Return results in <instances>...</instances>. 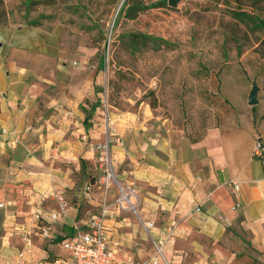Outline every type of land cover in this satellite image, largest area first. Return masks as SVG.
I'll return each mask as SVG.
<instances>
[{"label":"crops","instance_id":"1","mask_svg":"<svg viewBox=\"0 0 264 264\" xmlns=\"http://www.w3.org/2000/svg\"><path fill=\"white\" fill-rule=\"evenodd\" d=\"M63 59L59 51L32 39L28 29L0 26V264L15 260L23 246V229L32 234L25 264H36L31 261L33 248L37 238L45 240L42 229H48L46 239L56 243L58 236L72 235L90 218L79 216L85 201L97 207V216L103 202L111 204L117 195L116 185L104 191L91 182L88 197L83 187L74 189L73 171L100 177L98 156L85 140L89 135L104 141L105 128L96 111L92 127L83 128L78 103L85 105L86 79L82 69ZM256 108L246 102L238 110L221 109L195 137L166 127L146 108L112 114L120 140L111 141L110 154L117 183L133 190L134 213H112L105 224L109 241L123 245L124 256L135 264L150 257L158 231L173 219L187 241H180L174 252L169 242L165 259L180 258V246H194L197 237L219 240L234 227L264 252V111L257 113ZM82 130L83 142L75 141ZM256 143L261 156L253 155ZM230 181H238L239 190L229 186ZM55 194L67 202L58 220L50 218L57 210ZM197 206L199 211L194 210ZM37 211L39 218L34 217ZM148 221L155 222V228L145 229ZM213 251L223 253L220 248ZM44 253L36 256L43 258ZM117 257L119 262L125 259L118 249Z\"/></svg>","mask_w":264,"mask_h":264},{"label":"rangeland","instance_id":"2","mask_svg":"<svg viewBox=\"0 0 264 264\" xmlns=\"http://www.w3.org/2000/svg\"><path fill=\"white\" fill-rule=\"evenodd\" d=\"M123 1L0 0V26L28 29L32 39L62 53L70 67L82 69L86 79L83 107L98 103L96 113L103 124L106 112L116 125L112 114L146 108L166 127L182 129L195 137L212 114L245 106L254 83L260 96L254 107L257 113L264 111V27L254 28L248 19L234 14L245 11L264 20V0H179L174 6L166 0L133 17L118 14ZM156 1L160 0L125 3L131 6ZM102 59L104 66L100 69ZM83 134L82 130L74 140L83 142ZM100 141L89 135L85 140L86 144ZM60 154L58 151L54 158ZM80 171L72 172L75 191L81 190L85 181L98 183L99 176H85ZM93 208L85 201L79 216L95 217L98 210ZM121 232L126 233L124 229ZM225 234L219 240L197 237L194 246H180V258L169 257L162 262L264 264V252L252 245L244 230ZM180 241L187 238L175 237L171 252ZM55 242L45 239L40 243L37 238L32 263L48 264L45 261L55 256L66 258L68 254L59 241ZM117 249L121 258L130 257L124 256L120 243ZM44 251L43 258L36 256ZM148 258L137 264H144Z\"/></svg>","mask_w":264,"mask_h":264},{"label":"built area","instance_id":"3","mask_svg":"<svg viewBox=\"0 0 264 264\" xmlns=\"http://www.w3.org/2000/svg\"><path fill=\"white\" fill-rule=\"evenodd\" d=\"M104 128L105 139L102 142L91 144L90 148L97 154L99 168L101 175L98 178L97 185L106 191L110 186L116 185L117 195L111 204L101 205L99 214L95 217L89 218L83 227H76L75 231L69 237L61 240L60 245L63 250L68 253L66 258L54 260L52 264H117V247L115 243L109 241L105 220L112 213H117L123 210H133L134 203L130 199V194L133 193L132 189H125L117 183L115 170L112 163L110 154V143L113 139L119 141L116 135L115 125L111 117L107 114L104 115ZM253 155L261 156V148L258 143L254 145ZM231 186L235 191L239 190L238 181H230ZM93 184L88 183L83 188V195L88 197L92 193ZM55 201L57 203V210L50 214L52 220H58L62 217L67 208V202L64 195L55 194ZM3 204L0 203V207ZM239 207L236 203L233 208ZM195 211H199V206L195 207ZM40 212H35L34 217L39 218ZM145 229L155 228V222L148 221L143 224ZM180 230L176 220H171L164 225L159 231L156 240L153 243V253L146 260L144 264H159L161 261H166L164 251L166 245L171 242L175 237L179 236ZM42 238H49L48 229H42L40 232ZM22 247L19 250L15 260L8 259L5 264H25L27 253L32 247V234L28 229L21 231ZM120 264H135L131 257H127L119 262Z\"/></svg>","mask_w":264,"mask_h":264},{"label":"trees","instance_id":"4","mask_svg":"<svg viewBox=\"0 0 264 264\" xmlns=\"http://www.w3.org/2000/svg\"><path fill=\"white\" fill-rule=\"evenodd\" d=\"M168 1V0H167ZM166 0H160V1H156V2H153V3H148V4H144V3H141V2H137V3H134L132 4L131 6H126V3H125V0L122 2L120 8H119V11H118V14L124 12V14L128 17H133L136 13H138L139 11H144V10H147L149 8H152L153 6H155L156 4L160 5V4H165ZM117 14V16H118ZM235 16H238L239 18L241 17H244L245 19H248L250 22H252L254 28H262L264 27V20L262 19H259L258 17L256 16H252V15H248L245 11H235L234 12ZM116 21V20H115ZM264 42V41H262ZM104 66V59L101 60V62L99 63V68H103ZM84 105H82L81 107V111L83 112L84 114V118H83V127L85 128V130H89V128L92 126L93 124V121H94V112L96 111V108L98 106V103H93L91 106H89V108L87 109L86 107H83ZM98 113V112H97ZM89 183H91L89 181ZM88 184V182L86 183ZM84 184L83 185V188L84 186L86 185ZM238 230L236 227H234L233 229L232 228H228V230L226 231L227 232H230L232 234H234V232ZM67 236H70V235H65L64 237H60L58 236V239L57 241H59V243L61 242V240ZM58 257L55 256L53 257L52 259L50 260H46L45 263H53L55 259H57Z\"/></svg>","mask_w":264,"mask_h":264},{"label":"water","instance_id":"5","mask_svg":"<svg viewBox=\"0 0 264 264\" xmlns=\"http://www.w3.org/2000/svg\"><path fill=\"white\" fill-rule=\"evenodd\" d=\"M179 0H168V4L171 6H174L178 3ZM257 90H258V86L256 83H254L248 93L247 96V103L251 106H254L257 104L258 100H257Z\"/></svg>","mask_w":264,"mask_h":264}]
</instances>
